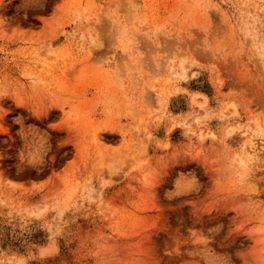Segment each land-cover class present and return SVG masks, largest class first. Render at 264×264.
<instances>
[{
    "label": "rangeland",
    "instance_id": "rangeland-1",
    "mask_svg": "<svg viewBox=\"0 0 264 264\" xmlns=\"http://www.w3.org/2000/svg\"><path fill=\"white\" fill-rule=\"evenodd\" d=\"M0 264H264V0H0Z\"/></svg>",
    "mask_w": 264,
    "mask_h": 264
}]
</instances>
